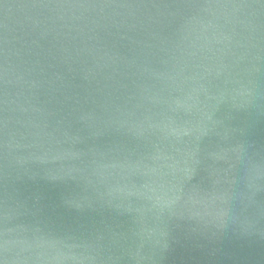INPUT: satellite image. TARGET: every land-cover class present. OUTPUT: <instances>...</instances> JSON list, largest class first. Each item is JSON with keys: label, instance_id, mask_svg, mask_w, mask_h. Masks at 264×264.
<instances>
[{"label": "water", "instance_id": "1", "mask_svg": "<svg viewBox=\"0 0 264 264\" xmlns=\"http://www.w3.org/2000/svg\"><path fill=\"white\" fill-rule=\"evenodd\" d=\"M0 264H264V0H0Z\"/></svg>", "mask_w": 264, "mask_h": 264}]
</instances>
